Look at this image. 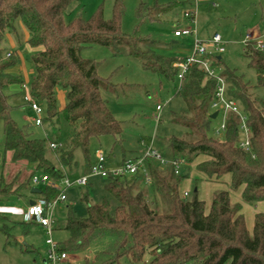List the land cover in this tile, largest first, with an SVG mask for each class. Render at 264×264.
I'll return each mask as SVG.
<instances>
[{
    "label": "trees",
    "instance_id": "1",
    "mask_svg": "<svg viewBox=\"0 0 264 264\" xmlns=\"http://www.w3.org/2000/svg\"><path fill=\"white\" fill-rule=\"evenodd\" d=\"M73 2L0 0V120L4 126V147L12 153L14 161H28L55 180L66 175L65 167L71 168L76 163V149H81L86 162L84 169L90 171L91 138L109 135L115 138V143L122 141V122L101 93L104 85L113 84L99 76L95 61L82 57L85 47L101 45L118 51L127 45L130 54L141 58L146 69L172 80L178 79L179 72L176 66L179 59L156 54L149 47L143 49L141 44L154 42L150 36L123 32V0H116L111 19L105 18L102 8L89 17L78 15L67 19ZM191 4V0H157L151 6L141 3L137 15L142 22L161 21L160 17L169 11ZM17 20L28 32L27 43L35 48L30 89L45 107L43 125L57 127L62 116L71 127L68 148H60L59 143L52 148L62 167L48 158L47 139L31 136L11 115L10 97L21 89L24 79L10 71L20 62L19 52L5 51L1 44L7 33L18 36ZM243 53L256 73V85L224 66L221 56L215 55L213 59L229 83V96L247 116L250 148L240 145L241 122L236 113L227 114L224 134L215 133L211 104L217 80L200 64H192L177 89L187 111L173 116V121L184 125L187 131L182 137L172 135L168 139L173 160L180 162L178 173L172 162L162 164L156 157L145 156L144 168L150 182L142 169L131 176L108 177L104 187L118 200L115 209L107 199L92 203L88 189L82 194L87 204L86 216H77L69 206L61 227L55 215L54 230L63 228L68 233L65 240L57 241L59 251L69 254L86 250L93 243L108 239L100 242L102 248L82 264H122L123 259L125 264H264V212L255 214L250 230L241 212L242 202H234L229 191L218 192L207 211L205 201L197 194L188 199L179 188L181 168H194L210 181L228 175L231 188L242 187L245 203L264 200V99L255 92L256 87L264 89V48H257L251 40L244 44ZM58 88L66 90L67 100L62 109L58 107ZM200 157L205 159L197 161ZM123 158L127 159L125 154ZM34 175L35 172L17 189H13L15 181L7 183L1 177L0 196L30 192L37 198L54 200L58 191L50 185L39 188L33 183ZM35 187L39 192L33 191ZM148 187L153 190V199ZM28 222L39 224L35 220Z\"/></svg>",
    "mask_w": 264,
    "mask_h": 264
},
{
    "label": "rangeland",
    "instance_id": "2",
    "mask_svg": "<svg viewBox=\"0 0 264 264\" xmlns=\"http://www.w3.org/2000/svg\"><path fill=\"white\" fill-rule=\"evenodd\" d=\"M156 1L123 0L125 6L123 32L128 35L136 32L142 36H150L154 41L141 44L143 49L149 47L156 54L182 60L192 54L194 36L175 37L174 31L178 25L195 30L197 37L204 41L209 40L215 33H220L225 51L216 56H221L223 65L235 70L244 80L253 85L257 84L256 73L249 66L248 58L243 52L248 33L264 41V0H198L194 22L183 17L185 7H177L169 11L160 17L161 21L142 22L137 15L141 3L151 6ZM165 1L168 0H160V2ZM115 2L116 0H74L67 11V19L78 15L89 17L100 8L103 9L105 18L111 19ZM16 28L18 36L7 33L1 46L5 51L19 52L20 62L15 66L19 71L16 74L22 76L24 83L30 86L34 76L31 57L35 48L27 43L28 32L20 20L16 21ZM81 55L85 59L95 61L99 76L108 78L113 84L108 87L104 85L101 93L109 109L122 122L123 127L120 144L115 143V138L109 135L91 138L89 149L92 162L96 161L97 153L100 151L106 156L108 167L117 166L122 162L124 154L129 158L144 156L152 140L153 149L165 160L172 162L173 154L168 139L172 135L182 137L187 131L184 125L173 121L174 113L187 111L184 99L177 94L178 79L172 80L146 69L141 58L130 54L127 45L120 47L118 51L106 46L90 45L82 50ZM216 68L219 72L223 71L218 65ZM22 91L23 88L10 97V103L13 105L12 117L20 126L26 128L31 136L47 139L48 158L55 166L62 167L56 151L49 147V142L55 141L60 144V148H68L71 133L69 123L61 116L57 127L47 124L35 125L32 121L34 112L25 106ZM255 92L264 99L263 88L256 87ZM57 95L60 109L67 100L66 90L58 88ZM158 105L161 106V110H158ZM158 115L159 120H157ZM216 122L217 120L213 123ZM4 141V126L0 120V178L3 177L7 183L15 181L13 189H17L23 181L31 177L33 172L40 178L46 176L43 170H36L28 161H14L12 153L5 150ZM202 159L205 157H200L197 161ZM75 160L76 163L71 168H64L66 175L72 181L89 173L84 169L86 162L81 149L75 150ZM180 175L181 194L184 195L187 191L188 199L197 194L205 201L207 211L216 192L229 191L234 202H242L241 212L245 215L250 230L254 226L255 214L264 212V200L254 204L243 202L242 187L236 190L231 188L228 175L218 181H210L194 168L183 167ZM53 180L58 185L62 184L61 181ZM106 180L105 177L92 176L88 186L74 185L68 188L65 192L67 199L56 207L58 224L64 226L69 206L77 216H86L87 204L82 199V194L88 189L92 203H101L107 199L115 209L119 202L106 191L104 187ZM38 186L45 188L46 183ZM196 188L198 192L195 191ZM148 189L153 199L155 197L153 190L149 187ZM37 196L30 192L20 196L15 194L9 197L0 196V264H50L44 262L48 249L46 243L48 233L41 225L26 220L30 200L36 199ZM67 236L68 233L63 228L56 229L52 233L56 241H63ZM106 240L108 239L95 242L86 250L69 253L64 264H82L87 257L93 255L95 250L102 248ZM121 262L125 264L124 259Z\"/></svg>",
    "mask_w": 264,
    "mask_h": 264
},
{
    "label": "built area",
    "instance_id": "3",
    "mask_svg": "<svg viewBox=\"0 0 264 264\" xmlns=\"http://www.w3.org/2000/svg\"><path fill=\"white\" fill-rule=\"evenodd\" d=\"M191 2L192 4L190 6L185 7L183 17L194 22L197 13L198 0H191ZM184 35L194 36V45L193 52L190 56H187L186 58L176 62V66L179 68L178 79L180 86L184 75L187 73L190 66L194 63L200 64V66L205 69L209 76L217 80L215 98L211 104L212 111L218 112L217 117L213 119L214 121L217 120V122L214 124L215 133L218 135L224 134L227 126V114L230 112L236 113L240 116L241 122L240 130L242 136L240 145L245 148H250L251 131L247 125V116L239 106V103L229 96V83L225 76H223L221 72L218 71L216 65L214 64L213 56L225 51L221 34L215 33L209 40L204 41L197 37L195 30L189 27H180L178 25L177 29L174 31V36L181 37ZM251 40L256 42L257 48H264V41L260 40L254 34L248 33L246 35L245 43ZM21 88H23L22 93L25 106L34 112V117L32 119L33 123L37 126H43L45 107L41 102L32 96L29 85L23 82L21 84ZM157 108L158 110H161L160 105H158ZM157 120H159V115L157 116ZM152 144L153 140L144 156L137 159L127 158L119 165L111 167H108L106 156L102 152L98 151L96 161L92 163L88 174L82 175L74 181L65 175L62 179L58 180L62 182L60 185H58L53 179L48 178V176L43 178H40L36 174L33 176L34 184L46 183V185H50L58 191L56 198L52 201H48L43 197L36 198L33 204L28 205L26 211V220H35L48 233V237L46 239L48 249L47 256L44 258L45 263L64 264L68 259V254L64 251L58 250V242L52 237V233L54 231L56 207L59 203L67 199L65 194L66 190L74 185H87L89 183L90 177L92 176H101L105 178L131 176L134 175L139 169L143 170L146 181L150 182L151 179L149 174L144 168L145 156L156 157L161 161L162 164L168 163L167 160H165L160 154L157 153L156 150L153 149ZM57 146L58 143L50 142L51 148H56ZM172 163L177 167L178 173L180 162L173 160ZM184 195H188V192H184Z\"/></svg>",
    "mask_w": 264,
    "mask_h": 264
},
{
    "label": "water",
    "instance_id": "4",
    "mask_svg": "<svg viewBox=\"0 0 264 264\" xmlns=\"http://www.w3.org/2000/svg\"><path fill=\"white\" fill-rule=\"evenodd\" d=\"M217 115H218V112L217 111H215V112H213L212 114H211V118H216L217 117ZM33 191H35V192H39V189L38 188H33ZM195 191H197V189H195ZM35 202V199H31L30 200V204H33Z\"/></svg>",
    "mask_w": 264,
    "mask_h": 264
},
{
    "label": "crops",
    "instance_id": "5",
    "mask_svg": "<svg viewBox=\"0 0 264 264\" xmlns=\"http://www.w3.org/2000/svg\"><path fill=\"white\" fill-rule=\"evenodd\" d=\"M27 37H28V35H27ZM27 37H26V38H27ZM10 71L16 74V73H17V71H19V68H18V67H13V68H12ZM63 107H64V106H62L60 109H62ZM126 158H129V157H127V156H126ZM123 159H124V158H122V161H123ZM196 189H197V191H196V192H198V188H196ZM185 192H186V191H185ZM216 193H217V192H216ZM216 193L213 195V198H212V199H214V198H215V196H216Z\"/></svg>",
    "mask_w": 264,
    "mask_h": 264
}]
</instances>
